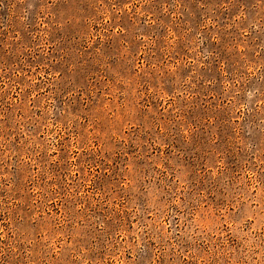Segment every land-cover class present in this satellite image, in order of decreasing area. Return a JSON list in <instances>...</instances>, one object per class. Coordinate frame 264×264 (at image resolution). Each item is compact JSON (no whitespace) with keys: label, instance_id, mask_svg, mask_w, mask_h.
<instances>
[{"label":"rangeland","instance_id":"rangeland-1","mask_svg":"<svg viewBox=\"0 0 264 264\" xmlns=\"http://www.w3.org/2000/svg\"><path fill=\"white\" fill-rule=\"evenodd\" d=\"M0 264H264V0H0Z\"/></svg>","mask_w":264,"mask_h":264}]
</instances>
